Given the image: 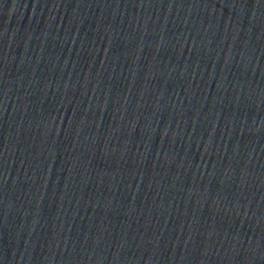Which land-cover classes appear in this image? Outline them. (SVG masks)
Segmentation results:
<instances>
[{"label":"water","instance_id":"1","mask_svg":"<svg viewBox=\"0 0 264 264\" xmlns=\"http://www.w3.org/2000/svg\"><path fill=\"white\" fill-rule=\"evenodd\" d=\"M0 264H264V0H0Z\"/></svg>","mask_w":264,"mask_h":264}]
</instances>
